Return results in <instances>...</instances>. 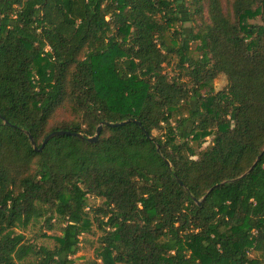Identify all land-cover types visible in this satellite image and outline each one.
Listing matches in <instances>:
<instances>
[{
  "label": "trees",
  "instance_id": "1",
  "mask_svg": "<svg viewBox=\"0 0 264 264\" xmlns=\"http://www.w3.org/2000/svg\"><path fill=\"white\" fill-rule=\"evenodd\" d=\"M178 3L0 0V264H75L89 196L103 264H264V0Z\"/></svg>",
  "mask_w": 264,
  "mask_h": 264
},
{
  "label": "rangeland",
  "instance_id": "2",
  "mask_svg": "<svg viewBox=\"0 0 264 264\" xmlns=\"http://www.w3.org/2000/svg\"><path fill=\"white\" fill-rule=\"evenodd\" d=\"M178 5L181 7L184 16L183 23L179 26H182V30L184 32L183 37L186 38L189 36L193 26H195L198 21L192 22L188 20L186 10L183 5V0H179ZM197 44L198 42H191V49L194 54L197 53ZM166 71L170 74L174 72L173 67L171 65L166 67ZM226 84L227 79L225 76H220L214 80V86L216 90L222 89ZM155 134H157V132H155ZM212 139L213 137H207L201 149H205L207 146H209L212 143ZM103 200V198H98L96 196L88 197L89 207L87 208V211L89 213L91 224L90 229L80 236L81 242L79 245V249L77 253L73 256L75 259V264H103L97 254L99 238L102 234V231L99 227L98 221L96 220L97 213L95 212V209L102 204ZM61 226L62 224H57L53 229H47L43 225V222H39L29 226L23 232L25 233L29 241L34 242L38 245H46L49 247H53L55 245L54 236L61 235ZM43 232L47 233L48 236L44 237L42 235Z\"/></svg>",
  "mask_w": 264,
  "mask_h": 264
},
{
  "label": "water",
  "instance_id": "3",
  "mask_svg": "<svg viewBox=\"0 0 264 264\" xmlns=\"http://www.w3.org/2000/svg\"><path fill=\"white\" fill-rule=\"evenodd\" d=\"M122 123H124V122H121V123H115V124H113V125H118V124H122ZM104 124H111V125H112V123H103V124H100V125L98 126V128H97V132H96V134H95L94 136H92V137H88V140H89V141L93 142V141H96V140L98 139V137H99V135H100V133H101V130H102ZM28 135L30 136V140H31V144H32V146H33L35 149H38V146H37L36 141L34 140V138L30 135V133H28ZM60 135H77V136H81V137L83 136L82 133H75V132H70V131H66V130H56V131H53V132H51L50 134L47 135V137H46L45 140L43 141V143H42L40 149H42V148L46 145V143H47L51 138H53V137H55V136H60ZM250 170H251V169H250ZM250 170H249V171H250ZM211 190H212V189H210V190L208 191V193H209Z\"/></svg>",
  "mask_w": 264,
  "mask_h": 264
}]
</instances>
